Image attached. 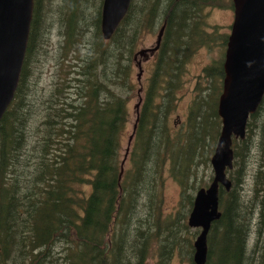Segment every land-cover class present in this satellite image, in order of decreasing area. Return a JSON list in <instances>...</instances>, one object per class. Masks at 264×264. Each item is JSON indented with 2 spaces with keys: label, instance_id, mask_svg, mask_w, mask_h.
Returning a JSON list of instances; mask_svg holds the SVG:
<instances>
[{
  "label": "trees",
  "instance_id": "1",
  "mask_svg": "<svg viewBox=\"0 0 264 264\" xmlns=\"http://www.w3.org/2000/svg\"><path fill=\"white\" fill-rule=\"evenodd\" d=\"M101 2L33 0L17 87L0 118V264H144L150 255L168 264L176 251H187L186 262L193 264L198 230L190 232L186 214L164 216L155 189L167 163L189 211L188 190L212 180V170L207 180L202 177L220 128L216 107L227 33L218 26L208 30L204 9H231V2L130 0L108 39L99 32ZM49 13L54 19L46 18ZM51 27L59 38L52 56L55 76L39 93L32 65L46 53ZM160 27L120 160L127 96L140 85L132 78L133 55L141 36H156ZM202 48H218L219 55L198 75L204 85H195L185 137L172 139L168 113L185 65ZM70 50L75 53L68 60ZM261 99L245 122L243 140L232 138V165L225 170L230 189H218L220 217L206 235L205 264H264V94ZM251 226L255 238L248 246Z\"/></svg>",
  "mask_w": 264,
  "mask_h": 264
},
{
  "label": "water",
  "instance_id": "2",
  "mask_svg": "<svg viewBox=\"0 0 264 264\" xmlns=\"http://www.w3.org/2000/svg\"><path fill=\"white\" fill-rule=\"evenodd\" d=\"M129 2L130 0H102L99 32L103 39H108L113 34L126 14ZM230 2L232 20L223 50V77L216 107L220 130L209 158L213 177L207 187L198 188L194 193L186 218V225L198 230L192 243L193 264L206 262V235L210 223L220 217L217 210L218 189L220 186L225 190L230 189L225 170L232 165L231 136L240 140L244 138L245 122L254 114L264 94V0ZM32 6L33 0H0V118L17 87ZM158 30L153 47L141 49L136 52L137 55L152 54L157 49L163 31L162 27ZM136 65L138 80L141 69L139 62ZM136 114L137 112L135 117ZM133 127L134 123L132 129ZM131 135L128 137L123 159Z\"/></svg>",
  "mask_w": 264,
  "mask_h": 264
},
{
  "label": "rangeland",
  "instance_id": "3",
  "mask_svg": "<svg viewBox=\"0 0 264 264\" xmlns=\"http://www.w3.org/2000/svg\"><path fill=\"white\" fill-rule=\"evenodd\" d=\"M58 1V0H56ZM231 9L228 7H225V9L223 8H218L217 6H213L212 8H206L204 9V13L206 16V21L209 25V29L208 30H212V26H218V31L220 33H228L229 32V24L232 20V15H231ZM52 17V19H54L55 17V13H49L47 14L46 18ZM55 27V26H54ZM53 27V28H54ZM52 27L49 30L48 33V43L49 46H47V51L46 53H43L41 55H38V57L36 58V60H38L36 63H34L32 65L33 70L36 72V74H38V78L36 79V84H37V88L39 90V93H44L48 90L49 86H50V82L51 80H53L54 75L51 76V74H53V68H54V60L52 59V56L54 54L55 51V46H56V40H59V38H57V35L55 34V31L52 30ZM51 31V32H50ZM49 38V39H48ZM154 39H155V32L153 34H143L141 36V39L139 40V45L137 50H141L144 48H150L153 47L154 45ZM207 49L202 48V50H198L195 52V54L190 58V61L188 62L184 71V74L182 76L183 78V85L179 90V94H178V98L176 100V105L173 108V110L171 112L168 113V120H167V125L170 128H172V131L170 133V137L172 139L176 138L177 135H180V138L185 137L183 136V131L186 128L185 124H186V117H187V110L188 107L191 104V99L193 97V95L197 92V90L195 89V85L199 84V85H204V81L202 78H199L198 75L200 73V71L202 70L203 66H205L206 64L209 63V61L211 60V58H215L219 55L218 52V48H215L214 50H211L209 52H206ZM136 51V52H138ZM135 52L134 56V61L135 64L133 62L134 65V69L132 71V78L136 80V76L138 74V68L136 65V62H139L140 64V76L138 78L140 85H135V87L133 88V90H130V93H128L129 95L127 97V112H128V120L126 122V125L124 126L123 132L121 134V145L119 147L118 150V154H119V158L121 160L122 155H124V150L126 149L127 145H128V137L131 135L132 133V125L134 123L135 120V113L137 112V110H139L140 107V102L141 99L143 97V90H144V85H146L147 83V78L149 76V73L152 69L151 67V63L155 57L154 53L153 54H148L145 53L141 54V55H137ZM41 53V51H40ZM75 52H73L72 50H70L67 54V58L68 60L71 59L72 55ZM58 72V71H57ZM56 73V71H55ZM143 86L142 88H138L140 86ZM221 85V84H220ZM126 97V98H127ZM137 105V107H136ZM219 117V116H218ZM26 121L28 127L31 128V126L33 125V122L31 121V118L29 117ZM219 126H220V119H219ZM220 130V128H219ZM219 133V131H218ZM244 136V135H243ZM232 138H235L236 140H240L236 137L231 136ZM183 139V138H182ZM181 139V140H182ZM217 140V139H216ZM243 140V139H242ZM216 142V141H215ZM232 142V139H231ZM215 146V143H214ZM123 158V157H122ZM125 161H123L122 164H124ZM167 163H164L163 165H165L166 167H164V170L160 173L159 177V182L156 186V192L160 193V201L161 203L158 207V209L160 210V212L164 215V216H175L177 213H183L185 216V219L187 218V211H188V206L187 205H183L182 203L185 201H183L181 203L180 199H181V194H182V189L179 188V186L176 184L174 178L170 175L169 172V168H167L168 166L166 165ZM127 168L131 169L132 166L130 165V162H127ZM253 164H250L247 168L246 173L248 174L246 177V180L244 182V188L248 189L249 188V184H250V172H252L253 170ZM211 172V167L210 169H208V171H204L203 172V179L207 180V174L208 172ZM195 191H191L188 190V192L191 194L192 198L194 196V193L196 192L197 188L194 189ZM245 193H248V191H245ZM244 193V194H245ZM193 201V200H192ZM187 204V202H186ZM197 230V229H196ZM254 230V226L250 227V233L248 234V246L251 245L253 239L255 238V235L252 233V231ZM194 229L190 228V232H193ZM187 249V248H186ZM194 249H192V251L190 252L191 255L193 254ZM187 251H176L174 253V255L170 258V262L168 264H189L188 262H186L187 259ZM145 263L148 264H157L156 263V258L154 255H150V257L146 258Z\"/></svg>",
  "mask_w": 264,
  "mask_h": 264
},
{
  "label": "flooded vegetation",
  "instance_id": "4",
  "mask_svg": "<svg viewBox=\"0 0 264 264\" xmlns=\"http://www.w3.org/2000/svg\"><path fill=\"white\" fill-rule=\"evenodd\" d=\"M153 53H154V52H153ZM153 53H152V54H153Z\"/></svg>",
  "mask_w": 264,
  "mask_h": 264
}]
</instances>
